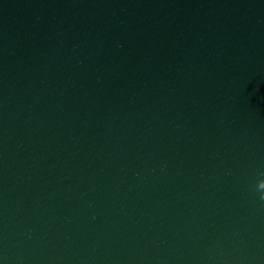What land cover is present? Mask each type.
I'll list each match as a JSON object with an SVG mask.
<instances>
[{
  "label": "water",
  "instance_id": "95a60500",
  "mask_svg": "<svg viewBox=\"0 0 264 264\" xmlns=\"http://www.w3.org/2000/svg\"><path fill=\"white\" fill-rule=\"evenodd\" d=\"M0 264H264V0H0Z\"/></svg>",
  "mask_w": 264,
  "mask_h": 264
}]
</instances>
